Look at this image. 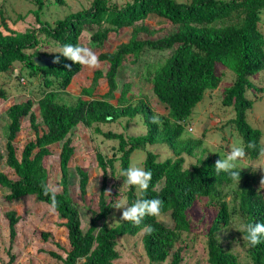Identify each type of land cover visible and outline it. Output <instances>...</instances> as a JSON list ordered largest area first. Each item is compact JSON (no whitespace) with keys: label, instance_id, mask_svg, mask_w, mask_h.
Masks as SVG:
<instances>
[{"label":"trees","instance_id":"obj_1","mask_svg":"<svg viewBox=\"0 0 264 264\" xmlns=\"http://www.w3.org/2000/svg\"><path fill=\"white\" fill-rule=\"evenodd\" d=\"M35 1L37 8L34 15L40 23L38 29H27L23 33L9 29V34L0 31V72L7 71L17 61L28 63L34 68V72L42 74L45 87L37 100L39 121L32 111L31 98L14 102L6 109L9 122L5 164L17 178L11 179L0 170V186L7 190L5 199L14 201L26 195H34L37 201L51 206V198L44 194L42 188V185H49L44 160L51 154L50 146L62 142L59 152L61 190L56 192L58 205L55 211L66 228L69 249L64 250V255L48 251L52 257L61 260L63 264H113L119 258L117 239L124 235H135L142 232L141 229L146 225H151L154 232H142V244L148 264H180L185 245L178 243V236L189 229L187 211L196 200L207 198V204L216 209L206 237L207 263L240 264L236 254L224 248L217 238V232L227 226L232 217V210L225 200L224 187L238 181L232 180L228 173H216L214 166L220 159L216 153L199 158L190 168H185L182 154L191 155L201 146L202 140L182 139L181 136L183 121L202 100L205 91L218 87L221 73L216 70V64L221 63L234 73L233 82L223 91L222 104L233 107L234 117L231 120L241 135L249 157H260L258 151L261 132L246 120V110L251 107L252 100L245 96V91L254 86L248 76L264 69V34L259 28L264 0H133L121 7L111 6L108 0H93L89 8L70 13L53 24L41 21L43 1ZM54 2L63 4V0ZM149 15L165 18L176 25L177 29L154 39L139 38L140 32L149 33V29L144 24L135 23L145 20ZM0 19L2 25L8 28L1 12ZM85 24L97 25L90 40L98 47L110 32L124 26H131L132 33L127 41L119 43L112 51L100 52L99 60L106 63V70L96 69L93 72L89 86L81 88L80 96L74 103H62L57 99L58 94L67 88L82 65L75 64L59 52L51 56H59L60 63L36 65L31 53L39 44L36 30L62 48L65 44L79 43ZM146 48L170 50L163 60L148 64L144 73V80L151 84L157 100L167 108L165 116L159 115V125L152 123V116L155 114L145 101L131 104L128 84H123L119 96H115L120 67L129 57L135 63ZM101 79L106 82V92L100 98L92 97ZM0 97H7L2 87ZM111 99H115L116 103H112ZM139 113L146 125L144 134L125 135L111 130L102 131L99 127L101 123L113 122L122 117L133 118ZM23 117H28L35 137L23 146L17 156L14 140L21 129ZM79 123L93 127L95 132L107 139L117 140L116 152L111 157L106 158L100 152L96 153L102 182L98 194V210L93 212L86 230L81 227L80 213L69 190L68 164L74 152L69 134ZM40 124L44 126L41 132ZM251 141L256 142L257 149L247 148ZM155 143L166 144L174 157L160 161L155 152L147 150L143 167L152 172L149 189L137 194L135 186L126 184V199L131 205L137 199L160 198L164 202L162 213H169L173 226L166 225L153 216H146L140 225L120 220L112 226L105 223L98 226L97 222L105 220L112 210V203L106 199L105 192L108 189V176L115 173V161L119 163L118 170L124 182L126 177L122 172L130 166L132 152ZM75 170L79 177L80 193L84 195L88 173L78 166ZM240 175V183L233 191L238 213L245 218L246 225L264 222V198L252 187L253 174L241 170ZM160 182L161 186L157 187ZM113 195L118 193L113 192ZM5 217L8 220L11 244L16 237L19 217L12 210L7 211ZM42 235L48 236L47 233ZM248 252L252 264H264V236L259 244H248ZM10 256L12 259V255Z\"/></svg>","mask_w":264,"mask_h":264},{"label":"rangeland","instance_id":"obj_2","mask_svg":"<svg viewBox=\"0 0 264 264\" xmlns=\"http://www.w3.org/2000/svg\"><path fill=\"white\" fill-rule=\"evenodd\" d=\"M43 5L40 11V19L43 22L53 24L57 19L64 18L70 13H75L90 7L93 0H63V4H57L54 0H42ZM133 0H108L111 6L121 7ZM189 2L191 0H177ZM225 1V0H221ZM227 1V0H226ZM37 8L35 0H0V12L5 19L8 28H5L0 19V31L3 34L11 33L9 29L23 33L27 29H38L34 10ZM259 28L264 34V10L261 12ZM136 25L144 24L148 32H140L139 38L154 39L165 36L177 29V26L165 18L149 15L143 21H137ZM95 24H85L79 36V44L91 48L97 55L103 51H112L119 43L127 41L132 33L131 26H124L115 32H110L104 43L98 47L90 40V35L97 30ZM8 29V30H7ZM151 31V32H150ZM39 44L31 50L33 56L37 54L52 55L60 52L61 47L57 42L37 31ZM170 50H154L146 48L135 63L131 57L122 64L117 75L118 88L115 96L123 84L129 85L128 97L131 104H138L140 101L151 108L155 115L165 116L167 108L159 102L152 92L151 84L144 80V73L148 64H155L168 56ZM101 61V60H100ZM106 70V63L101 61L99 68ZM82 66L72 77L67 88L58 94V101L66 104L74 103L80 96L81 88L89 86L93 72ZM216 70L221 73V81L215 89L206 90L201 101L192 109L188 118L183 121V133L181 138H200L202 144L196 148L191 155L183 153V166L190 168L199 158L218 154L225 157L232 146H243L241 135L234 127L232 118L234 111L232 106L222 104L223 91L234 80V73L224 67L221 63L216 64ZM31 64L14 62L7 71L0 72V87L6 91V99L0 97V170L6 173L11 179H16L13 170L5 164V143L8 135L7 107L14 102H22L28 98L33 100L32 111L37 120V100L45 88L42 82V74L34 72ZM248 79L256 86L245 91V96L252 100V105L246 110V120L254 128L261 132V139L264 140V69L255 74L249 75ZM261 88V89H260ZM107 86L104 79L94 90L92 97L100 98L106 92ZM87 99V96H83ZM116 103L115 99L110 100ZM102 131L122 132L125 135H140L146 132V125L143 122L142 114L133 118L122 117L113 122L101 123ZM191 127V131L188 130ZM44 129L40 124L39 132ZM74 152L69 161V190L71 197L80 213L81 227L86 230L89 227L93 212L98 210V194L101 187V170L98 168L96 153L100 152L104 157L109 158L116 152L117 140L107 139L100 133L94 131L93 127H86L79 123L70 134ZM35 137L34 130L29 125L28 117L21 119V129L18 132L14 143L19 156L23 146ZM62 142L50 146L51 154L45 158L44 163L48 171V184L54 186L57 191L60 186L59 152ZM147 150L158 155V160L174 157L172 150L164 143L147 144L146 148L135 149L130 156V165L143 167V160ZM81 167L88 173L86 193L82 195L79 190V177L75 168ZM115 173L108 176V190L111 196L106 194V199L113 204L115 200H123L129 205L126 199L127 186L120 177L118 170L119 163L115 161ZM239 169L252 173L254 180L252 187L264 198V157L252 159L249 155L239 163ZM239 182H234L224 187L225 200L232 210V217L229 224L217 232L220 244L235 253L240 264H252L248 244L243 241L242 232L238 231L246 225L243 218L237 211V203L234 200L233 191L238 187ZM161 186V182L157 187ZM113 192L118 193L114 196ZM6 188L0 186V264H63L61 260L52 257L48 251H55L64 255V250L69 249L66 238V228L62 225L61 219L52 207L44 202L37 201L34 195H26L14 201H7ZM136 193L139 190L136 188ZM14 211L19 217L16 225V237L13 243L9 241L8 220L5 217L7 211ZM123 209L117 210L112 207L110 214L105 220L97 222L100 226L105 223L108 226L115 225L120 221ZM216 214V209L207 204V198L196 200L188 209L187 215L190 222L189 229L179 233L180 244L185 245V251L180 264H208L206 254L207 232ZM159 220L166 225L173 226L169 213H162ZM42 233H47L45 237ZM119 258L113 264H148V259L142 244V232L135 235H124L117 239ZM12 255V259L11 256ZM166 264V263H163Z\"/></svg>","mask_w":264,"mask_h":264},{"label":"clouds","instance_id":"obj_3","mask_svg":"<svg viewBox=\"0 0 264 264\" xmlns=\"http://www.w3.org/2000/svg\"><path fill=\"white\" fill-rule=\"evenodd\" d=\"M60 54L63 57L71 60L75 64H79L90 69H96L101 66V61L96 52L91 48L81 45L79 43L65 44L60 49ZM60 57L57 56L54 63H60ZM70 68L71 65H66ZM152 123L159 125L161 123L158 115L152 116ZM248 149H257L255 141H251L247 144ZM247 152L244 146H232L230 151L225 157H220L215 163V171L217 174L221 172L228 173L230 178L240 183L241 170L239 169V163L246 158ZM258 155L264 157V140L261 141ZM122 175L126 177L124 184L129 186H135L140 192H147L152 180V172L146 170L142 166L130 165L126 170L122 172ZM264 181L261 182V185ZM45 195H49L51 198L52 211H55L58 205L56 200L57 188L49 185H42ZM111 196V190L105 192ZM164 202L160 198H144L137 199L131 205H125L123 200L117 199L112 204V207L120 210L123 209L120 220L133 222L136 225H140L146 216L159 217L162 213ZM238 231L244 233L243 241L247 242L251 246H255L261 242V237L264 236V222L261 223H249L242 226ZM142 232L151 234L155 229L151 225H146L141 229Z\"/></svg>","mask_w":264,"mask_h":264},{"label":"water","instance_id":"obj_4","mask_svg":"<svg viewBox=\"0 0 264 264\" xmlns=\"http://www.w3.org/2000/svg\"><path fill=\"white\" fill-rule=\"evenodd\" d=\"M55 57L47 54L35 55L33 61L38 66H49L54 63Z\"/></svg>","mask_w":264,"mask_h":264},{"label":"built area","instance_id":"obj_5","mask_svg":"<svg viewBox=\"0 0 264 264\" xmlns=\"http://www.w3.org/2000/svg\"><path fill=\"white\" fill-rule=\"evenodd\" d=\"M191 129H192L191 127H188V130H189V131H191Z\"/></svg>","mask_w":264,"mask_h":264}]
</instances>
